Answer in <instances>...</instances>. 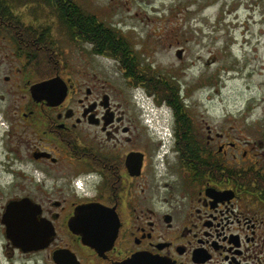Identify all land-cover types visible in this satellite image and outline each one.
<instances>
[{"label":"flooded vegetation","instance_id":"obj_1","mask_svg":"<svg viewBox=\"0 0 264 264\" xmlns=\"http://www.w3.org/2000/svg\"><path fill=\"white\" fill-rule=\"evenodd\" d=\"M193 5L0 0V264H264V118L163 73Z\"/></svg>","mask_w":264,"mask_h":264},{"label":"rangeland","instance_id":"obj_2","mask_svg":"<svg viewBox=\"0 0 264 264\" xmlns=\"http://www.w3.org/2000/svg\"><path fill=\"white\" fill-rule=\"evenodd\" d=\"M191 2L189 11H162L164 22L172 20L157 27L167 37L159 49L163 73L195 115L233 125L240 110L264 118V0Z\"/></svg>","mask_w":264,"mask_h":264},{"label":"trees","instance_id":"obj_3","mask_svg":"<svg viewBox=\"0 0 264 264\" xmlns=\"http://www.w3.org/2000/svg\"><path fill=\"white\" fill-rule=\"evenodd\" d=\"M98 30H99V31H98V33H99V34H98L99 37H105L104 34H103V31H101V29H98ZM105 44H106V42H104V43L102 42V46H104ZM176 92H177V91H176ZM180 102H181V100H180Z\"/></svg>","mask_w":264,"mask_h":264},{"label":"water","instance_id":"obj_4","mask_svg":"<svg viewBox=\"0 0 264 264\" xmlns=\"http://www.w3.org/2000/svg\"><path fill=\"white\" fill-rule=\"evenodd\" d=\"M182 54H183V50H179V51H178V54H177V55H178V58L181 59V58H182ZM51 82H52V81H51ZM51 82H50V83H51Z\"/></svg>","mask_w":264,"mask_h":264}]
</instances>
